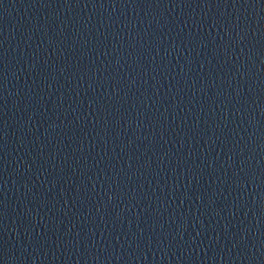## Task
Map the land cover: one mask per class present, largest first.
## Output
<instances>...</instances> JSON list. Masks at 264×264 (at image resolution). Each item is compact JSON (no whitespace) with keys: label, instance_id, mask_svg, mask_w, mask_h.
Wrapping results in <instances>:
<instances>
[{"label":"water","instance_id":"obj_1","mask_svg":"<svg viewBox=\"0 0 264 264\" xmlns=\"http://www.w3.org/2000/svg\"><path fill=\"white\" fill-rule=\"evenodd\" d=\"M0 264H264V0H0Z\"/></svg>","mask_w":264,"mask_h":264}]
</instances>
